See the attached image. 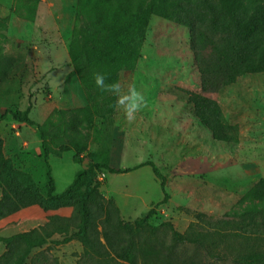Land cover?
Returning <instances> with one entry per match:
<instances>
[{
	"label": "rangeland",
	"instance_id": "374dc122",
	"mask_svg": "<svg viewBox=\"0 0 264 264\" xmlns=\"http://www.w3.org/2000/svg\"><path fill=\"white\" fill-rule=\"evenodd\" d=\"M12 2L0 0V46L7 55L20 56L27 73L0 93L1 112L20 110L44 131L56 133L63 119L90 105L94 127L89 130V151L110 150L115 168L151 160L165 175L169 198L155 207L150 223L168 221L180 233L191 234L193 242L176 245L179 259L187 264H244L240 257L264 253V212L253 211L250 223L233 214L237 200L264 178V73L241 75L221 91L207 93L239 130L238 142L214 140L187 102L186 91L200 90L188 28L152 14L143 35L129 42L115 74L124 85L134 82L147 100L136 119L128 122L115 107L116 97L91 81L93 74L82 83L73 73L69 53L78 0H40L33 21L12 13ZM0 137L14 169L29 174L45 194L48 169L36 127L8 115L0 121ZM62 147L56 141L48 158L56 193L86 166V160L74 162L72 152ZM122 174L100 172V190L114 200L117 194L121 217L132 222L163 193L148 165ZM70 211L25 207L0 220V236L41 226L44 232L53 231L58 224L49 216ZM55 231L44 246L31 250L25 264H76L82 245L76 238L65 240L74 230ZM156 235L171 242L168 226H161ZM6 249L0 242V255ZM107 263L119 264L111 259Z\"/></svg>",
	"mask_w": 264,
	"mask_h": 264
},
{
	"label": "trees",
	"instance_id": "16d2710c",
	"mask_svg": "<svg viewBox=\"0 0 264 264\" xmlns=\"http://www.w3.org/2000/svg\"><path fill=\"white\" fill-rule=\"evenodd\" d=\"M39 2L13 0L11 11L33 21ZM152 14L188 28L200 86L199 91H186L193 115L211 132L214 140L238 142L237 125L227 122L220 104L207 93L221 91L241 75L264 73V0H78L69 53L73 73L82 83L93 72L105 73L106 83L117 82L115 74L129 42L134 36L143 35ZM25 73L23 59L7 55L0 46V93L19 74L24 77ZM8 115L36 127L42 159L48 169L47 189L42 194L29 174L14 169L4 154V141L0 137V220L33 205L44 211L61 208L71 211L68 215L49 216L58 224L53 231L44 232L41 226L0 236V242L7 248L0 255V264H25L31 250L44 246L55 230L64 233L70 229L74 231L65 240L76 238L82 245L76 264H108V259L119 264H187L176 254V245L193 242L191 234L180 233L168 221L160 225L150 223L155 207L169 198L165 175L151 160L115 168L110 165V150L97 154L89 151V130L94 127L90 105L63 119L56 133L44 131L39 123L17 109L0 111V121ZM56 141L72 152L74 162L86 160V166L59 193L55 192L48 160ZM145 165L151 167L159 180L163 198L142 218L125 221L115 200L101 192L98 174L125 173ZM236 205L238 210L233 214L247 217L248 223L253 221V211L264 212V178L251 186ZM161 226L171 230L169 244L156 235ZM239 260L244 264L264 263V253L249 254Z\"/></svg>",
	"mask_w": 264,
	"mask_h": 264
},
{
	"label": "clouds",
	"instance_id": "9594fccd",
	"mask_svg": "<svg viewBox=\"0 0 264 264\" xmlns=\"http://www.w3.org/2000/svg\"><path fill=\"white\" fill-rule=\"evenodd\" d=\"M93 79L101 91L109 92L116 97L115 107L123 114L126 121H134L137 113L147 106L145 96L137 89L134 82L127 85L118 81L106 83L107 76L103 72H93Z\"/></svg>",
	"mask_w": 264,
	"mask_h": 264
},
{
	"label": "crops",
	"instance_id": "0c3cea01",
	"mask_svg": "<svg viewBox=\"0 0 264 264\" xmlns=\"http://www.w3.org/2000/svg\"><path fill=\"white\" fill-rule=\"evenodd\" d=\"M72 157V156H71ZM115 175H123L122 173L121 174H115ZM110 191H112L111 189H110ZM121 195H127V193H122L121 191H118ZM113 196L115 197V200H116V203L118 204V207H120L119 206V199H118V197H117V194H115V193H113ZM120 211H121V208H120Z\"/></svg>",
	"mask_w": 264,
	"mask_h": 264
},
{
	"label": "built area",
	"instance_id": "2783aa9c",
	"mask_svg": "<svg viewBox=\"0 0 264 264\" xmlns=\"http://www.w3.org/2000/svg\"><path fill=\"white\" fill-rule=\"evenodd\" d=\"M101 176H104V174L102 173ZM98 180L100 181L101 180V177H98Z\"/></svg>",
	"mask_w": 264,
	"mask_h": 264
}]
</instances>
